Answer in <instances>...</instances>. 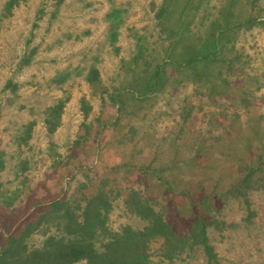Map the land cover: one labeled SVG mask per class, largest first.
Instances as JSON below:
<instances>
[{"label": "rangeland", "instance_id": "obj_1", "mask_svg": "<svg viewBox=\"0 0 264 264\" xmlns=\"http://www.w3.org/2000/svg\"><path fill=\"white\" fill-rule=\"evenodd\" d=\"M7 1L0 0V238L19 233L54 199L100 189L113 190L110 229L142 228L124 205L135 189L177 234L197 215L215 220L207 230L214 260L201 246L168 259L156 239L153 264H264V187L247 190L249 207L228 191L248 165L264 178V0H19L10 12ZM249 16L257 20L225 30ZM220 29L219 62L184 65L141 97L157 64L205 51ZM59 100L57 119L49 107ZM46 118L58 120L54 132Z\"/></svg>", "mask_w": 264, "mask_h": 264}, {"label": "trees", "instance_id": "obj_2", "mask_svg": "<svg viewBox=\"0 0 264 264\" xmlns=\"http://www.w3.org/2000/svg\"><path fill=\"white\" fill-rule=\"evenodd\" d=\"M65 0H55L57 6ZM19 0H8L5 6L10 12L17 6ZM167 12L162 6L156 18H163ZM257 19L253 16L244 21L225 24V30L232 24H252ZM224 29L213 33L210 46L205 51H196L186 57L183 62L166 59L157 64L144 82L141 97L158 91L169 78L173 70H179L184 65H211L222 59L220 40ZM93 71V76L96 75ZM93 80L89 78V81ZM65 101L59 100L49 107L51 112H57L59 119ZM82 101V110L87 114L89 110ZM45 123L49 132H54L58 120L46 118ZM141 172L146 168L138 166ZM3 162L0 160V170ZM261 168L256 165L245 167L237 182L233 181L228 191L234 196L242 197L250 205L248 189L264 187V178L258 179L257 173ZM155 180L160 183L164 178L157 173ZM102 188L108 180L102 181ZM168 186V184H167ZM113 190L100 189L95 194L87 195L83 199L57 198L39 209L36 219L27 220L19 233L9 234L5 239L0 238V264H76L85 261L86 264H153L148 249L151 241L163 239V256L172 259L186 248L193 249L201 246L209 259L214 260L216 254L209 242L208 227L215 224V220L204 215H197L192 225L182 234H177L163 212L157 211L147 198L130 189L124 196V205L130 214L145 222L142 228L130 225L115 231L109 228V213L112 209ZM34 234L44 237L40 246L28 242Z\"/></svg>", "mask_w": 264, "mask_h": 264}]
</instances>
